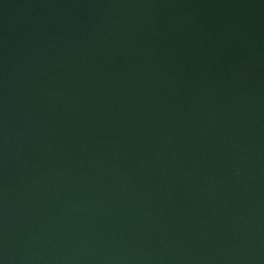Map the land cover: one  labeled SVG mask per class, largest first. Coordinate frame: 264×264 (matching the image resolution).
<instances>
[{
  "label": "water",
  "instance_id": "1",
  "mask_svg": "<svg viewBox=\"0 0 264 264\" xmlns=\"http://www.w3.org/2000/svg\"><path fill=\"white\" fill-rule=\"evenodd\" d=\"M0 264H264V0H0Z\"/></svg>",
  "mask_w": 264,
  "mask_h": 264
}]
</instances>
